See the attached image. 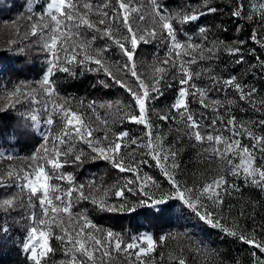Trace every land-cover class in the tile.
<instances>
[{
	"label": "snow or ice",
	"instance_id": "6c2138e0",
	"mask_svg": "<svg viewBox=\"0 0 264 264\" xmlns=\"http://www.w3.org/2000/svg\"><path fill=\"white\" fill-rule=\"evenodd\" d=\"M111 0L103 4V8H109ZM210 0H204L206 11L192 9L183 13L169 14L162 10L157 0H150L151 27H140L139 23L145 21L141 5L138 0H115L113 11H102L101 6H94L92 0H49L46 10L35 20L28 17L30 34L43 37L41 48L45 51L48 67L41 79L38 89L28 88L22 90L18 87L6 97L7 107H13L22 99H28L30 104L40 105L46 113L45 122L51 126L57 123L59 117V131L53 133L51 130L45 134L40 150L29 157L31 163L26 168L17 170L9 167L0 170V186H7L6 181L17 185L19 192L0 199V211L10 213L17 208L29 206L32 211L24 219L27 221L24 238L21 241L22 250L28 254L32 264H49V258L56 249L52 246L55 239L62 243V251L66 260L60 264H111L113 253H125L134 255L133 264H146L145 257L153 253L158 241L151 235H143L133 238L131 242L125 243L121 234L111 230H101L94 224L84 211L73 212L74 194L76 201H89L101 210L124 211L125 204L119 208L109 206L105 203L111 189L101 191L100 186L90 183L85 193L84 184L77 185L70 174L62 173L60 170L68 163H82V157L86 155L81 149L76 151V142H82L90 149V159L107 161L121 173H131L133 178H127L123 186L116 187L114 195L118 198L127 199L125 192L144 197L138 201L139 205L155 209L158 205L165 204L169 199L181 201L187 208L191 209L201 221L213 229H220L226 236L233 237L244 244L251 245L258 250L251 253L252 264H264V239L257 240L252 234H245L238 230L237 226H226L221 223L225 217L216 210H220L224 204V195H231L229 188L239 192L238 186L229 184L223 175L213 177L210 181L197 186L181 183L175 170L180 167L176 161L177 152L166 147L164 139L153 135V124L149 116L150 100L163 96L159 85L166 78L168 67L178 70L180 87L176 97L171 104V110L176 112L185 124L190 139L199 145L207 144L204 152L208 159L213 162L225 164L233 177L243 178L245 182L251 183L264 190V162L257 165L255 153L258 151L261 160L264 161V135H255L245 124L238 123L235 116L224 120L217 117L211 121L209 127L213 132H202V125L189 108V97H196L202 108L212 106L213 112H219L223 106L222 101L212 99L208 102V91L199 87L194 82V75L198 78L199 73H193L190 65L197 62V58H204L205 53L209 57L219 49L217 44L224 45V50L230 55H239L240 47H229L225 41H216L210 47L203 44L185 42L178 38L180 29L176 25L188 24L197 21L201 16L215 13V7L208 6ZM28 11L32 12V5L29 4ZM95 15L98 20L93 21ZM138 21L137 26L133 25V16ZM231 15L234 18H246L253 20L252 15L244 12V4L237 0ZM262 26H264V12H261ZM102 26V27H101ZM92 29L101 33L106 40L104 46L92 49L95 37L87 39L81 29ZM209 29L201 26L200 34L204 40L208 39ZM19 34V30H16ZM160 38L167 46V56L159 62L148 65V74L145 77L143 72L138 71L137 50L141 44H149ZM190 40V38H188ZM251 39L264 48V37L257 39L255 32ZM111 42V45L107 43ZM14 43V41H10ZM234 44L242 45L243 40L233 41ZM114 46L122 62L114 66L107 62L105 53ZM188 58L187 60L185 58ZM158 59V58H157ZM242 63V56L236 61ZM95 65L89 71L101 72L109 78L110 83L99 81L104 87L117 86L123 89L130 96V103L123 101H105L97 104V101L87 103V108L94 115L95 125L92 121H85L84 114L74 110L70 98L63 97L57 91L55 81L51 79L56 71L72 74L69 65ZM264 66V61H261ZM115 67V72L113 71ZM213 83H220L216 77H212ZM223 85L235 89L241 100L252 97L255 89L247 92L244 86L237 82L235 76L223 79ZM156 93L157 95H153ZM39 96L44 99L41 100ZM84 104L79 101L77 107ZM232 104V101H228ZM97 107L114 110L115 113H123L122 119H126L144 128V138H130L127 131L119 133L112 132L106 119H103ZM134 108V111L132 109ZM25 123L23 135L28 134V129L40 123L39 110L31 111L23 117ZM159 119L168 121L169 116L160 115ZM176 119V117H172ZM220 123L222 130H217L216 125ZM264 125V121L260 122ZM99 129L104 130L100 138L94 137L93 133ZM223 132L229 133L226 137ZM246 136L254 143L251 146H243L238 137ZM136 147L131 152L122 154V148ZM137 149H143L142 155H147L155 161V167L159 168L161 175L165 178L170 190L160 189V184L152 176L141 175V165H147V160L137 161L134 153ZM73 154V160L66 157ZM132 157V159H128ZM7 159H13L8 156ZM126 160L128 162L126 163ZM53 180L66 182L68 187L62 188L59 183H52ZM134 185V187L132 186ZM146 189H148L146 191ZM159 190L160 194L151 191ZM93 191L99 195H93ZM26 194V198H25ZM136 204L127 208L129 212L136 211ZM39 209L37 213L36 209ZM159 211H163L160 209ZM242 214V213H241ZM59 229V231H55ZM8 229L0 224V233H7ZM99 233V235H97ZM167 237H160L159 243H163ZM134 250V251H133ZM99 254V255H98ZM178 264H186L185 259L178 258Z\"/></svg>",
	"mask_w": 264,
	"mask_h": 264
},
{
	"label": "trees",
	"instance_id": "16d2710c",
	"mask_svg": "<svg viewBox=\"0 0 264 264\" xmlns=\"http://www.w3.org/2000/svg\"><path fill=\"white\" fill-rule=\"evenodd\" d=\"M94 6H101L102 11H108L110 14L113 11L115 0H111L109 8H103V4L108 0H92ZM237 0H210L208 6L218 9L217 12L201 16L197 21L176 25L180 32L178 38L185 42L203 44L205 47H210L216 41H225L229 47H240L241 52L239 55H230L224 50V45L217 44L218 51L209 57L205 53L204 58H197L195 64L190 65L193 73H199L198 78L194 75V82L208 91L209 104L212 99L222 101L223 106L219 108V112H213L210 104L209 108H202L197 102L196 97H189V108L203 126L201 131L213 132V128L209 127L211 121L217 117H222L227 120L231 116H235L238 123H243L255 135H264V125L260 122L264 121V66L261 61H264V48L251 39V34L256 33L257 39L264 37V26H262L261 14H259L257 7V0H240L244 4V12L254 17L253 20L246 18H234L231 13ZM140 5H147L146 10H142L145 15V21L140 22L139 26L151 27L150 0H138ZM162 6V10H166L169 14L183 13L195 9L196 11H206L204 0H157ZM29 4L32 5L33 11H28ZM43 4L40 0H0V27L2 23H15L19 34L15 44L9 45L7 48H0V63L4 71L0 73V82L8 80L10 83H19L20 81H27L40 77L43 72V61L40 41L43 37H36L29 33L28 26L30 21L29 16L35 20L41 13ZM93 21L99 17L93 15ZM134 27L137 26V19L134 15ZM204 26L209 29L207 36L208 39L204 40L199 32V28ZM102 27V26H101ZM85 37L91 40L95 37V42L92 44V49L104 46L106 40L102 38V34L95 32L92 29H81ZM190 38V40L188 39ZM245 41L242 45L234 44L233 41ZM37 43L39 45H37ZM111 45L110 41H107ZM32 45L28 49L27 45ZM167 44L157 38L149 44H141L137 50L138 57V71L148 69L154 60H163L167 56ZM242 56L243 62L237 63L236 61ZM107 62L113 66L117 62H122V58L118 50L112 46L111 50L105 53ZM158 57V59L156 58ZM188 59L187 57L185 58ZM72 74L56 71L52 76L55 81L57 91L63 97L70 98L72 104L73 100L78 96L84 103L90 101H97V104L105 101H123L125 104L130 103V96L123 89L117 86L104 87L99 81L103 80L110 83L108 77L101 72L89 71V68L96 67L95 65H69ZM169 68L166 77L170 75L173 68ZM115 72V67H113ZM235 76L237 82L244 86L245 92L249 89H255L252 97L241 100L239 94L233 88L223 85V79ZM146 77V76H145ZM212 77H216L220 83H213ZM159 88L163 92V96L155 99L153 105L149 103V110L158 111V118L160 115H168V121L159 122L163 125L170 123V113L167 111L166 97L169 92L164 83H160ZM232 101V104H228ZM103 119H106L112 132L119 133L127 131L130 138H144V128L142 125H136L126 119H122L123 113H115L114 110H108L97 107ZM134 111V108L132 109ZM25 115L19 113L18 110L9 109L6 112H0V151L3 149L10 150L13 159L6 161L9 163L15 162L16 164H27L30 160L29 157L34 155L40 150V145L43 143L44 138L40 137L37 133L36 125L28 129V134L23 135L24 129L22 124H31V121L23 119ZM86 121V119H85ZM217 130H222L220 123L215 126ZM227 137L229 133L223 132ZM243 146H251L253 141L249 140L246 136L238 137ZM192 144L195 146L194 152L198 157L207 158L208 154L204 152L205 145L197 144L192 139ZM135 146V145H133ZM257 158V165L262 162L260 153H255ZM69 161L73 160V154L66 157ZM82 163H68L60 171L65 174L73 176L77 185L84 184L86 187L91 183L88 178L93 175L95 186H100L101 191L111 189V193L116 187L122 186L127 178H133L132 175L119 172L107 161L91 160L90 156L82 157ZM210 161V160H209ZM214 167L226 166L218 162L210 161ZM225 179L230 183L239 186L243 178H238L232 181L228 170L221 172ZM152 177L160 184V189L168 190V185L165 178L161 175L159 168H157ZM92 178V177H91ZM52 183H59L62 188H67L66 182L53 180ZM126 183V181H125ZM9 186H1V191L9 192ZM239 188L242 195L241 202L243 203L244 210L249 209L250 202L253 199L257 200L258 206L264 205V201L258 196V191L255 188L245 189ZM86 193V191H85ZM88 194V193H86ZM113 195V194H112ZM256 195V196H255ZM74 206L73 212L84 211L88 218L97 225L101 230H111L119 233L130 240L136 232L144 228L150 229L154 233V238L158 241L157 247L153 253L152 260L154 264H171L169 249V242L176 236H186L197 241L201 247L200 249L206 251L211 255H217L219 258H227L232 254L234 249L228 236L222 235L218 229H213L196 216L189 208L180 203L178 208L173 211L174 205L177 200L169 199L165 204L158 205L155 209L146 206L136 207L135 212L124 211H107L101 210L96 205L89 201H76L75 194L73 197ZM249 201V202H248ZM179 202V201H177ZM225 206L228 200L224 201ZM240 204V203H239ZM238 204V206H239ZM260 204V205H259ZM110 206V205H109ZM163 209V211H159ZM17 213L12 220L8 218V213L0 211V224L7 227V233H0V264H28V258L24 255L22 250L21 241L24 238L25 228L27 221L24 219L32 209L29 206L17 208ZM39 212V209H38ZM256 220L259 222L260 227L264 225L263 209H258L255 213ZM5 218L6 221H5ZM21 219V221L19 220ZM55 231H59L55 229ZM160 237H167L163 243H159ZM190 240V239H189ZM238 248V254L243 261L252 257L251 253L258 250L254 249L251 245L244 244ZM52 246L56 249L55 253L49 258V264H58L64 256L62 251V243L55 239L52 240ZM241 254V255H240ZM169 258V259H168Z\"/></svg>",
	"mask_w": 264,
	"mask_h": 264
},
{
	"label": "rangeland",
	"instance_id": "374dc122",
	"mask_svg": "<svg viewBox=\"0 0 264 264\" xmlns=\"http://www.w3.org/2000/svg\"><path fill=\"white\" fill-rule=\"evenodd\" d=\"M48 2L49 0H40V3L43 4V8L41 9L42 12L46 10V6ZM140 2H142V0H140ZM257 7H258L259 14H261V12H264V0H257ZM141 9L146 10L147 5H141ZM16 30H17V25L15 23H2L0 27V48H7L9 45L12 44V42L10 41H14L13 44L17 43L16 40H17L18 34ZM43 39L40 41V45L38 43L37 45L41 46L43 43ZM26 47L28 49H31L32 45L29 44ZM40 51L42 52L41 58L43 61V72L41 73L40 77L29 80V82L20 81L19 83H10L8 82V80H5L4 82H0V112H6L9 109H14V110H18L19 113H23L25 116H27L31 111L39 110L41 119H40V123L36 125V128H37L38 135L44 138L45 134H47L50 130L53 133L59 131V124H60L59 117L58 116L56 117L57 123L51 126V129H50L49 126L45 122L46 113L43 112L40 105L30 104L28 99H22L21 102L15 104V106L7 107L8 101L6 99V97H8V95L18 87L22 88V90H27L28 88L38 89L39 83L41 79L43 78V75L48 67V64H47L48 57L46 56V53L45 51L42 50V48ZM154 61L159 62L156 60ZM2 71H4V68L1 66V63H0V73ZM141 72H143L144 75L147 77L148 69L142 70ZM179 79H180V75H179L178 70L173 68L170 75H168V77H166L164 80L161 81V83H164L165 86H167V88L169 89V92L166 97V104H167V111L170 113V117H171L170 123H168V125L161 124L159 122V118L157 115L158 111L156 110H151V111L149 110V116L153 124V135L157 137H162L164 139L165 146L170 147L173 151L177 152L176 161L180 165V167L175 170L177 179L181 183H187L189 186H191L192 184H196L197 186H199L205 183L206 181H210L213 177L220 175L221 172L228 170V168L227 166H220V165L214 167L212 163L209 161V159L198 157L197 153L194 152L193 148L195 146L192 144V139H190L189 135H187L188 130L185 124L182 122L179 115L173 110H171V104L173 103L176 97L177 90L180 87L179 82H178ZM153 95L155 96L157 94L153 93ZM80 97L81 96H79L78 98L77 96L72 102V105L74 106V110L80 113H83L84 118L86 119V122L92 121L93 124L95 125L94 115L91 112V110L87 108L88 102L84 103L82 106L77 107V105H79V101H81ZM39 98L41 100L44 99L42 96H39ZM154 101L155 99L150 100L152 105ZM172 117H176V119H172ZM93 135L94 137L100 138L104 135V130L99 129L95 131ZM111 135L112 134L109 133V136ZM135 147L136 146L132 145L131 148H122V154L131 152L132 149H134ZM81 149H83L86 153L84 157L90 156L89 155L90 149H88L87 145L83 144L82 142L77 141L76 151L79 152ZM143 152H144L143 149H137L134 153V157L137 161L141 159L148 161L147 165H141V175L147 174L149 176H152V173H154V171L157 170V167L154 166L155 161L151 160V158L147 155H142ZM10 154H11L10 150L3 149L0 151V170L7 169L9 167L16 168L17 170H19L22 168H26L28 164L31 163L30 160L28 161L29 163L27 164L19 163L15 165V162L9 163L8 161H6V157H8ZM128 159H132V157H129ZM127 162L128 160H126V163ZM125 173L127 174V177L129 174L132 175L131 173H127V172ZM93 175L94 174H92V176L88 178V180H90L91 183H95ZM230 178L232 181H235L236 179H238L237 177H233L231 174H230ZM125 181L122 183L125 184ZM18 183L19 182H17V185ZM6 184L7 186H9L8 188L10 189V191L9 192L1 191L0 199L19 192V188L17 185H13L9 181H6ZM230 184H233V182ZM132 186L134 187V185ZM238 187L245 189L243 190V191H246L245 193H247L246 189H252V188L257 189L258 194H259L258 196L260 197L261 200L264 201V190H261L259 187L252 185L251 183H248L245 181H242ZM147 190L148 189H146V191ZM168 190H170V188ZM85 191L86 193L89 192L88 187L85 188ZM114 191L115 190H113V193L109 191L108 196L105 198V203L107 205L115 206L119 208V206L123 203L125 204V210H127V208L133 204H136L137 207L142 206V205H139L138 201L144 197H141L139 193H137L136 195H133L132 193L125 192V197L127 198L125 200V199L116 197L114 195ZM151 191L156 192L157 195L160 194L159 190L157 189H151ZM229 192H231V195H228V194L224 195V201L228 200V204L226 206L225 204H223L220 210H216L225 217V219L222 220L221 223L229 227L237 226L239 231H242L245 234H252L256 237L257 240L264 239V225L263 227H260V224L256 220V216H255V213L257 212L258 209H263V214H264V205L258 206L259 199L257 197V200L253 199L250 202L251 204H250V207H248L249 209L244 210L243 207H246V206H244L243 203L241 202V197H240L242 195L241 191L236 192V191H233L231 188H229ZM92 194L97 195V196L99 195V193H96L95 191H93ZM25 198H26V194H25ZM177 201H176V204L174 205L173 211H175L178 208L179 204L182 203L181 201L179 202ZM36 211L38 213V208L36 209ZM16 215H18L17 210L11 211L10 213H8V218L10 217V219L12 220ZM6 219L7 218H5V221ZM19 220L21 221V219ZM218 230L222 235L226 236L220 229ZM97 235H99V233ZM143 235H151L154 238L153 231L147 228H144L142 230H139V232H136L133 235V237L130 238L129 241L126 240L124 236L121 235V237L125 243H128V242H131L133 238H138ZM173 236L174 238L169 242V247L171 248L169 249V253L171 255L170 258L172 261L171 264H178V258L185 259L186 264H252L253 262L252 257H250L249 259H245L243 261L240 259V256L238 254V248L243 246L242 241H239L233 237L228 236L229 238L228 240L231 241V244L234 248L232 250V254L227 258H219L217 255L213 256L207 253L206 251L201 250L200 249L201 245L197 241L193 240L192 238H187V235L186 236H176V234H173ZM242 251H244V247H242ZM153 253H151L148 257L144 258L146 261V264H154V261L152 260ZM24 255H26V257L28 258L27 253L24 252ZM66 259L67 257L63 256L61 260L57 263L60 264L61 261H64ZM28 261H29L28 264H32L29 258H28ZM133 261H134V255L129 256L125 253H119V254L113 253L111 264H133Z\"/></svg>",
	"mask_w": 264,
	"mask_h": 264
}]
</instances>
